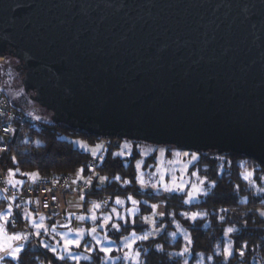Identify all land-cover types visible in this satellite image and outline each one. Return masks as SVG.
Here are the masks:
<instances>
[{"label": "water", "instance_id": "water-1", "mask_svg": "<svg viewBox=\"0 0 264 264\" xmlns=\"http://www.w3.org/2000/svg\"><path fill=\"white\" fill-rule=\"evenodd\" d=\"M0 55L56 123L264 165V0H0Z\"/></svg>", "mask_w": 264, "mask_h": 264}, {"label": "trees", "instance_id": "trees-1", "mask_svg": "<svg viewBox=\"0 0 264 264\" xmlns=\"http://www.w3.org/2000/svg\"><path fill=\"white\" fill-rule=\"evenodd\" d=\"M25 118L20 134L9 144V148L0 159V172L8 181L11 177L9 170L19 168L12 179L23 183L16 187L23 188L33 182L30 176L23 175V173L38 172V179H54L61 175L77 173L79 169L84 168V178L80 179L84 180L94 175L91 165L97 162V174L106 176L109 181L107 180L106 185L102 186L93 176L91 182L93 194H89L86 199L89 200L93 196L97 199L105 194H124L126 191L137 194L139 185L133 159H137L139 154L136 153L131 158H121L115 155V149L125 139L117 138V146L115 148L107 147L103 158L96 159L94 162V158L90 154L75 147L70 139L96 142L102 139V136L70 126L67 123H56L52 116H27ZM110 138L115 139L114 137ZM189 151L200 154L193 169H198L199 173L205 176L209 182H214V187L205 197H202L200 202L189 207L183 203H177V194H172L170 197L163 194H146V197L156 205L164 203L165 210L160 222L165 223V228L157 237L142 241L136 246L141 253L139 264H184L185 260H187V264H264V218L258 214V208L264 207V198L254 195L253 187L242 176L245 168H253L252 179L261 183V179L264 177V165L255 159L237 153H219L212 149ZM208 152H214L219 158H224V163L218 162V158L213 160ZM13 157L15 161H13ZM243 160L246 162L244 163ZM86 165L88 167H85ZM220 166L224 167L222 174H220ZM116 176L121 179L116 180ZM125 181H131L130 184H127V188L123 186ZM137 195L143 196V193L140 192ZM145 207L142 208V213L152 211L149 206ZM222 209L226 211H221ZM203 211L207 215H201L202 217H198L195 221L185 218L183 215V213H188L191 216L194 212L203 214ZM62 212L63 215H66L67 210L63 209ZM30 213H33V218L42 214L35 211ZM48 216V222L54 223L57 216L60 215L55 211ZM29 224L32 232L34 226L31 222ZM178 224L188 231L189 237L193 241L191 245H188L186 239L175 233ZM229 227L236 231L229 233L233 256L226 260L224 256L225 232ZM7 228L12 231L14 226L10 224ZM130 228L127 226L123 233L128 232ZM173 232L175 235L172 234ZM44 233L37 238L30 235L25 244V251L21 253L22 261L8 259L11 264H111L105 262L104 253L99 250L93 251L88 259H83L80 262L61 261L50 250L42 247L43 237H47ZM38 242L41 243V247L38 246ZM245 244L247 248L243 249L245 254L241 257L239 251ZM157 246H162L163 250ZM185 246H188L190 251L184 256L177 255L184 251ZM113 264L127 263L120 260Z\"/></svg>", "mask_w": 264, "mask_h": 264}, {"label": "rangeland", "instance_id": "rangeland-1", "mask_svg": "<svg viewBox=\"0 0 264 264\" xmlns=\"http://www.w3.org/2000/svg\"><path fill=\"white\" fill-rule=\"evenodd\" d=\"M17 63L16 61H13V64ZM7 66L4 65V68ZM8 69V75L6 78L2 81V76L3 72L0 70V85L1 88L4 90L6 93L9 101L14 105V107L23 115L22 117L25 118L27 116H32V117H44V116H52L51 111H46L43 107H41L38 103H36L34 100H32L29 95L25 94L24 86L22 83V74L20 75L19 72L15 71V69ZM24 125V124H23ZM21 126H19V129ZM21 131V130H20ZM18 137V136H17ZM16 137V138H17ZM15 138V139H16ZM13 139V141L15 140ZM72 140L73 144L75 147L79 148L81 151L90 154L94 158V162L96 159L101 160L103 158V153L106 150L107 147H112L115 148L117 146V142L115 141L116 139H111L109 138H102L100 140H97L96 142H90L84 139H70ZM127 144L128 147L125 148L124 145ZM98 146H102L98 147ZM9 148V145L7 149ZM161 149L164 150V154L161 155ZM95 151L97 153V156H93L92 152ZM117 152H123L124 154L121 155V158H131L132 155L134 154H139L137 159H133V165L135 167V170L137 172V178H138V185H139V190L138 193H143V196H139L137 194H134L132 192H125L124 194H105L103 197L100 196L97 199L93 197H90L89 200L90 202L85 203V198L83 199V202L81 205H75V204H70L68 203L67 205V212L66 215H63V210L61 209V205L59 207V210L56 212L60 215L59 217L57 216L56 221L54 223L48 222V215L53 214L54 212L51 213H46V214H39L37 217V224H44L48 230L44 231L45 236L43 237L44 239L42 240L43 243H48L53 247H56L58 252L61 251L63 240L62 237L67 236L68 239H77V233L76 231H70L79 229V228H85V229H90V228H97L96 236L100 240L104 241V237L108 236L109 239L112 241V243H108V241H104L103 246L104 247H110L113 249V252L111 253V259H108L107 256L105 255V262L106 263H116L120 260H123L125 263H130V264H136L135 259H124V254L127 252L130 255L133 253V251H138V248L136 247L140 242L142 241H147L149 239L155 238L158 235H160L165 228V223L160 222L161 219V214L165 210L164 203L159 204L158 208L153 209L152 205L155 204L152 202L151 199L146 197V194H156V195H166L169 196L172 194H177L178 195V201L177 203H183L185 206H190L194 203H198L201 201L202 197L206 196L204 195V191L209 193V191L214 187V182H209L208 179L203 176L202 174L199 173L198 169L195 168L193 169V165L195 162L199 159L200 154L197 152H192L186 149H181L177 148L174 146L170 145H158L155 143H145L141 141H131V140H122L121 143L119 144L118 148L115 149V154ZM176 153H181V155H176ZM184 153H188L189 155H183ZM192 154H195L198 159L193 160L192 159ZM210 156H212V159L215 160L214 158H218V162H221V164L224 163V158H219L214 152H208ZM2 158V157H1ZM0 158V159H1ZM245 163L246 161L243 160ZM97 162L93 163L91 165V169L94 168V171L92 170V174L95 178H97L98 182L100 185H106V182H101L99 177H106L103 175L97 174L96 171V164ZM139 163V167H137V164ZM247 165V164H246ZM246 167V166H245ZM224 170V167L220 166V174H222V171ZM248 173H252L251 176L247 179L249 183L251 184V187L254 189V195H259L263 196L264 198V177L261 179V183L256 182L253 180L254 176V171L253 168H245L244 172L242 173V176L245 177ZM74 175L77 179L75 180V184L78 182H85L86 180L88 181L91 178H94L93 176H89L84 180H80L79 172L71 174ZM91 175V174H90ZM161 176H163V182L167 183L169 187H172L173 181L177 184L183 183L184 185H187L184 191H174V192H165L163 191V184H160ZM58 178V177H57ZM12 179V177H10ZM43 179V178H39ZM55 179V178H54ZM79 179V180H78ZM140 179L144 180L145 187H142L140 184ZM205 180V183L203 185H200L199 181L200 180ZM78 180V181H77ZM153 184H159V191L157 189H154L152 187ZM197 185L203 189L199 194H195L196 198L192 200L191 203H185L188 199L187 193L192 190V186ZM124 188H127V184L123 185ZM89 194H93V191L91 187H83L81 189H71L67 190L66 192H63L60 196L61 201L63 202L66 198H68L71 195H76V196H87ZM103 195V194H101ZM99 196V195H98ZM96 197V196H95ZM119 197L121 200H124L125 203L123 205H117L115 204L116 198ZM128 197H132V199H135L139 201L137 205H133L131 203V200L128 199ZM94 203H99L101 204V207L99 209L93 210V204ZM62 204V203H61ZM156 205V204H155ZM8 205L6 203H0V207L3 209L0 212H3L8 209ZM145 206H149L152 211H147L142 213V208H146ZM7 207V208H6ZM116 208L121 216H127L129 221H131L133 218L135 219V224L129 223V224H124L123 220L117 219L116 214L112 213V208ZM71 208H80L79 211L76 212H71ZM75 209V210H76ZM135 209V213L133 216V213L129 210ZM28 212H33L31 210H28ZM37 212V211H35ZM264 212V207L258 208V214L262 216L260 213ZM64 213V214H65ZM205 212L203 211V214ZM111 214L112 215V223H119L121 224V231L119 233L115 232V230L109 225L108 227H102L104 224V216ZM97 216L98 219L93 221L91 219V216ZM65 216V217H64ZM79 216H86L88 217L87 219L81 221L77 219ZM14 217V215H13ZM137 217L139 218L137 220ZM144 217H147V221L145 222ZM202 217V216H201ZM264 218V216H262ZM29 223H32V220L28 221ZM33 225V224H32ZM67 225L68 227H65ZM144 225V227H141ZM179 225V224H178ZM14 229L12 231H9L7 228V231L9 234H11L13 231L15 232H30L27 230H24L16 225H13ZM127 226H130L131 228L128 230V232L123 233V231L126 229ZM180 226V225H179ZM135 231L137 236H143V235H148L147 240H136L133 243V248L129 249L125 247V240L124 237H128V242L133 241V237L131 236V232ZM37 231V229L34 227V230L31 233H34ZM174 233V232H173ZM172 233V234H173ZM177 235L182 236L184 239L185 233H187L188 238L189 233L187 230L181 227H177V230L175 232ZM35 236V235H34ZM36 237V236H35ZM37 238V237H36ZM187 240V239H186ZM57 241H60V244H57ZM26 244V242H25ZM40 244V245H39ZM85 244H90L95 246V241L92 239L91 235L85 234L83 237V240L81 241V247L76 248L75 246L72 247L71 251L75 254L80 256L79 260H71V261H76L80 262L81 260L84 259L85 256L89 257L90 253L93 251H85L84 245ZM225 247L228 248L231 246L230 240H229V233H227V230L225 232ZM38 246L41 247V243L38 242ZM97 250H99V246H96ZM232 248V247H231ZM83 249V250H82ZM119 249V250H117ZM11 259V258H8ZM139 262H140V257H139ZM7 264V262H6Z\"/></svg>", "mask_w": 264, "mask_h": 264}, {"label": "snow or ice", "instance_id": "snow-or-ice-1", "mask_svg": "<svg viewBox=\"0 0 264 264\" xmlns=\"http://www.w3.org/2000/svg\"><path fill=\"white\" fill-rule=\"evenodd\" d=\"M6 132H11L13 131L10 128H5ZM101 147L102 146H98ZM125 148L128 147L127 144L124 145ZM0 151H7V149H0ZM161 155L164 154V150L161 149ZM123 152H117L115 155L117 156H121L123 155ZM93 156H97V153L95 151L92 152ZM176 155H181V153H176ZM183 155H189L188 153H184ZM192 159L193 160H197L198 157L195 154H192ZM13 161H15V158L13 157ZM85 167H88L87 165ZM137 167H139V163L137 164ZM94 171V168L92 169ZM19 171V168H16L15 170L10 169L9 170V174L11 177H15L16 173ZM85 171L84 168L79 169V174L81 175V179H83V172ZM23 175L26 176H30L33 180V182H35L38 177H39V173L38 172H34V173H23ZM252 173H248L247 175H245V179L247 180L249 178V176H251ZM101 182H106L107 181V177H99ZM116 180H120L121 177L116 176L115 177ZM8 183H10L13 187H16L17 185L22 184V181L19 180H15V179H9ZM75 183V182H74ZM85 183L90 184L91 181H85ZM125 184H130L131 181H125ZM200 185H203L205 183V180H200L199 181ZM140 184L142 187H145V183L143 179H140ZM160 184H163V191L165 192H174V191H184L185 188L187 187V185H184L183 183H179L177 184L175 182V180L173 181V185L172 187H169L167 183L163 182V176H161V180H160ZM159 184H153L152 187L154 189H157V191H159ZM46 191H51L50 189H46ZM201 191H203V189L197 185H193L192 186V190L190 192L187 193L188 199L186 201H184L185 203H191L193 199L196 198L195 194H199ZM208 193L206 191H204V195H207ZM13 200L15 199L14 197L12 198ZM53 200L56 199L55 195H53L52 197ZM81 200L84 199V196L81 195L80 197ZM129 200H131V203L135 206L139 203V201L132 199V197H128ZM31 202V201H29ZM37 204H39V201H36ZM125 203L124 200H121L119 197L116 198L115 200V204L117 205H123ZM45 207H47V205H45ZM101 207V204L99 203H94L93 204V210L95 209H99ZM158 205L153 204L152 208L156 209L158 208ZM112 213L116 214L117 219L123 220L124 224H135V219L133 218L131 221H129L127 216H121L120 212L114 207L112 208ZM133 213H135V209H131L129 210ZM221 211H226L224 209H222ZM23 215V219L25 220H32V224L33 226L37 229V231H35L34 233L31 232H15L13 231L11 234L8 233L7 231V227L10 224H14L15 223V219H13V211H12V205H9L8 209L0 212V264H11V261H22V256L21 253H23L25 251V242L28 241L29 236L30 235H35L36 237H39L43 234L44 231H47L48 228L44 225V224H37L35 219L33 218V213H30L28 211H24L21 210V213H16V216L19 215ZM262 216H264V212L260 213ZM163 215V213L161 214ZM185 218H190L193 221H195L198 217H200L201 215H207V213L201 214L198 212H194L191 214V216H189L188 213H183ZM88 217L86 216H79L77 217V219L83 221L85 219H87ZM91 219L93 221L97 220L98 217L93 215L91 216ZM112 215L108 214L106 216H104V224L102 225V227H108L109 225L115 230V232L119 233L121 231V224L119 223H112ZM147 217H144L145 222L147 221ZM221 219H223V217H221ZM65 227H68L67 225H65ZM177 227L179 228L180 226L177 225ZM70 231H76L77 233V239H68L67 236L62 237L63 240V244H62V248L61 251L58 252L56 247L51 246L48 243H43L42 247L45 249L50 250L53 255L58 258L61 261H65V260H79L80 256L75 255L71 249L73 246H75L76 248H80L81 247V241L83 240V237L85 234L91 235L92 239L95 241V246L90 245V244H85L84 245V249L85 251H96L97 248L96 246H99V251L105 253V255L107 256L108 259H111V253L113 252V249L110 247H104V241H108V243H112V241L109 239L108 236L104 237V241L100 240L99 238H97V236L95 235L97 232V228L93 227L90 229H85V228H79V229H75V230H71ZM236 231L234 228L229 227L227 229V233H232ZM173 235H175V233H173ZM131 236L134 238L133 241L130 243L128 242V237L125 236L124 240H125V247L132 249L133 248V243L136 240H147L149 237L148 235H143V236H137L136 232L133 230L131 232ZM185 237L187 239V244L191 245L193 243V241L191 240V238H188L187 233H185ZM57 244H60V241H57ZM158 248H160V250L162 249V246H157ZM244 248H247V245H243L241 250L239 251V255L241 257L244 256ZM119 250V249H117ZM190 249L188 246H185L184 251L177 253V255L179 256H184L185 253L189 252ZM141 253L139 251H133V253L130 255L129 253H125L124 254V259H135L136 260V264H139V257H140ZM224 256L225 259L227 260L228 258H231L233 256V251L231 246H229L228 248H226L224 250ZM8 258H11V261L8 260ZM89 257L85 256L84 259H88ZM209 259H212V257H209ZM184 264H187V260H185Z\"/></svg>", "mask_w": 264, "mask_h": 264}, {"label": "built area", "instance_id": "built-area-1", "mask_svg": "<svg viewBox=\"0 0 264 264\" xmlns=\"http://www.w3.org/2000/svg\"><path fill=\"white\" fill-rule=\"evenodd\" d=\"M5 61V56L0 55V70ZM14 107L9 101L6 93L0 85V149H7L8 145L23 129V124L26 118ZM19 126L21 128L19 129ZM5 128H10L13 131L6 132ZM116 141V140H115ZM5 151H0V158ZM77 178L74 175H61L55 179H37L31 182L26 187H13L8 183L7 178L0 172V202L12 205L16 225L24 230L30 231V224L28 220L23 219V215L16 216V213H21V210L37 211L39 213H51L59 210L62 203L61 194L68 189H81L83 187H91V183L78 182L75 184ZM87 181V180H86ZM91 181V178L88 180ZM75 182V183H74ZM50 189L51 191H46ZM55 195L56 199L52 197ZM15 198L14 200L12 198ZM31 201V202H29ZM39 201V204L36 203ZM47 205V207H45Z\"/></svg>", "mask_w": 264, "mask_h": 264}, {"label": "flooded vegetation", "instance_id": "flooded-vegetation-1", "mask_svg": "<svg viewBox=\"0 0 264 264\" xmlns=\"http://www.w3.org/2000/svg\"><path fill=\"white\" fill-rule=\"evenodd\" d=\"M13 61H16L17 63L15 64V62H14V64H13ZM18 64H19V61H18L16 58L11 57V56H8V55L5 56V61H4V64H3V66H2V72L4 73L3 76H2V81H3V80L6 78V76L8 75V69H7V67H8L9 69H10V68H11V69L14 68L15 71L19 72L20 75L22 74V79H23L24 72H23L22 70H18V68H17ZM4 65H6L7 67L4 68ZM22 83H23V80H22ZM23 86H24V84H23ZM24 90H25V87H24ZM25 94L29 95V97H30L32 100H34L33 97L35 96V92H33V91L26 92V91H25ZM34 101L40 105L39 101H37V100H34ZM40 106H41V105H40ZM41 107H43V106H41ZM43 108L48 112V109H47L46 107H43ZM51 112H52V111H51Z\"/></svg>", "mask_w": 264, "mask_h": 264}, {"label": "crops", "instance_id": "crops-1", "mask_svg": "<svg viewBox=\"0 0 264 264\" xmlns=\"http://www.w3.org/2000/svg\"><path fill=\"white\" fill-rule=\"evenodd\" d=\"M83 175V174H82ZM84 176V175H83ZM84 178V177H83ZM79 179H81V176H79ZM80 197L81 196H76V195H71V196H69L68 198H66L63 202H62V204H61V209L63 210V209H66L67 208V205H68V203H69V205L70 204H75V205H81L83 202H81V201H83V200H81L80 199ZM86 197H88V195L87 196H84V198H85V203H87L88 201L90 202V200H88V199H86ZM88 202V203H89ZM76 208H71L70 209V211L71 212H76V211H79V209L80 208H77L76 210H75ZM0 210L2 211L3 209L0 207ZM36 221H37V218H34Z\"/></svg>", "mask_w": 264, "mask_h": 264}, {"label": "bare ground", "instance_id": "bare-ground-1", "mask_svg": "<svg viewBox=\"0 0 264 264\" xmlns=\"http://www.w3.org/2000/svg\"><path fill=\"white\" fill-rule=\"evenodd\" d=\"M107 138H109V137H107Z\"/></svg>", "mask_w": 264, "mask_h": 264}]
</instances>
